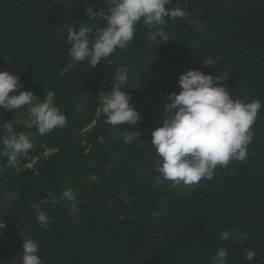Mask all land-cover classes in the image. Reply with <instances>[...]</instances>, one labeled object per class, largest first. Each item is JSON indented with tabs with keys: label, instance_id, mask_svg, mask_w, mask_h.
Wrapping results in <instances>:
<instances>
[{
	"label": "trees",
	"instance_id": "16d2710c",
	"mask_svg": "<svg viewBox=\"0 0 264 264\" xmlns=\"http://www.w3.org/2000/svg\"><path fill=\"white\" fill-rule=\"evenodd\" d=\"M88 7L108 10L105 0H0V71L17 75L40 102L53 91L66 116L64 127L40 135L25 127L28 106L0 108V138L8 122L34 140L15 168L0 157V264H21L28 239L40 246L42 264H211L218 248L226 264H264V108L248 159L218 166L211 181L157 185L160 158L151 145L169 94L189 70L227 75L222 83L234 99L264 105V0H170L166 7L185 16L165 18L169 41L150 40L140 22L126 48L95 67L69 68V28L85 23L91 41L106 26L103 16L89 20ZM121 77L141 117L131 128L106 123L100 111ZM128 130L137 141L124 143ZM68 188L73 203L60 199ZM49 191L58 203L43 202ZM41 211L47 226L37 221ZM222 230L234 236L221 240ZM237 230L247 239H235ZM248 250L256 253L251 262Z\"/></svg>",
	"mask_w": 264,
	"mask_h": 264
},
{
	"label": "clouds",
	"instance_id": "9594fccd",
	"mask_svg": "<svg viewBox=\"0 0 264 264\" xmlns=\"http://www.w3.org/2000/svg\"><path fill=\"white\" fill-rule=\"evenodd\" d=\"M105 3L107 12L98 13L91 7L85 11L89 20L98 16L106 20V26L97 29L93 40H89L92 29L85 23L79 24L78 30L69 28V68L78 62H87L88 67H95L117 49L126 48L133 40L140 22L148 27L150 40L159 37L167 42L168 35L162 27L167 23L165 18L185 16L180 8L166 7L170 0H105ZM212 63L211 60H204L205 66L210 67ZM226 79L227 75L213 76L199 70H189L179 75L177 86L180 90L178 94H169L170 103L164 105V118L159 121L161 126L151 133L152 149L160 158L157 185L162 181H170L174 188L197 185L202 180L211 181L218 166L224 168L232 162L248 159L249 145L254 136L252 127L264 105L259 100L245 103L234 99L222 83ZM123 82L124 78L121 77L113 83L108 94H103L100 111L106 123L114 127L127 124L131 128L140 122L141 117L130 103L128 92L121 90ZM22 88L17 75L0 71V108L12 112L28 106L25 127H35L40 135H47L65 126L66 116L54 104L53 91H49L43 102H40V98L30 91H22ZM17 92L18 95L13 94ZM4 128L7 135L0 138V157H7L6 167L15 168L19 158L27 155L33 144L27 135L17 133L8 122L4 123ZM138 135L128 130L123 137L124 143L137 141ZM60 199L74 201V190H64ZM43 202L56 204L59 201L49 191ZM48 219L44 211L37 215V221L44 226H47ZM4 228L5 224L0 221V234ZM219 236L221 240H228L234 233L222 230ZM235 239L243 242L247 234L241 238L237 230ZM39 253L40 246L35 240H24L19 254L21 264H42ZM255 256V251L248 250L245 259L251 262ZM209 259L211 264H226V249L218 248Z\"/></svg>",
	"mask_w": 264,
	"mask_h": 264
},
{
	"label": "built area",
	"instance_id": "2783aa9c",
	"mask_svg": "<svg viewBox=\"0 0 264 264\" xmlns=\"http://www.w3.org/2000/svg\"><path fill=\"white\" fill-rule=\"evenodd\" d=\"M48 152H46L47 154ZM36 162V159H34L31 163L28 164V167L29 168H32L33 167V164Z\"/></svg>",
	"mask_w": 264,
	"mask_h": 264
},
{
	"label": "rangeland",
	"instance_id": "374dc122",
	"mask_svg": "<svg viewBox=\"0 0 264 264\" xmlns=\"http://www.w3.org/2000/svg\"><path fill=\"white\" fill-rule=\"evenodd\" d=\"M32 142H34V140H32ZM69 203H73V201H68Z\"/></svg>",
	"mask_w": 264,
	"mask_h": 264
}]
</instances>
